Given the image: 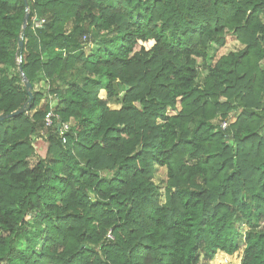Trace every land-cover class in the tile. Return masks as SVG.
<instances>
[{"label":"trees","instance_id":"trees-1","mask_svg":"<svg viewBox=\"0 0 264 264\" xmlns=\"http://www.w3.org/2000/svg\"><path fill=\"white\" fill-rule=\"evenodd\" d=\"M26 1L0 0V264H264V0Z\"/></svg>","mask_w":264,"mask_h":264},{"label":"rangeland","instance_id":"rangeland-1","mask_svg":"<svg viewBox=\"0 0 264 264\" xmlns=\"http://www.w3.org/2000/svg\"><path fill=\"white\" fill-rule=\"evenodd\" d=\"M147 47H151V44H148ZM93 50L94 48L96 49L97 46H92L91 47ZM242 48V45L235 39V38H231L228 42V44L226 45V47L224 48H220L218 49L217 47H213L210 50V56L213 57L214 55L217 54V57H220L224 54H228L229 52L232 51H237L239 49ZM91 49V50H92ZM91 51H89L90 53ZM211 59L208 61L207 64H210ZM200 68V67H199ZM201 76L204 78L206 76V70L204 68V66H201ZM36 89L37 90H45L46 88H50L48 87V84L45 82H38L36 84ZM50 96V95H49ZM48 96V100L46 99L45 103H50V105L52 104L53 107L56 106L57 102H56V98H53V100L51 99V97ZM100 96L102 98H106L107 93L106 91H102ZM120 107L118 106H113V109H119ZM38 143V141H37ZM36 148H37V152L40 155H44L46 152V148L47 145L40 142V144L38 143V145L36 144ZM31 164L34 166L36 165V163L38 162L37 158H31L30 159ZM166 174L167 171L166 169H158L157 173H156V177H155V183L159 186L161 192H162V201L165 202V187L163 185L165 179H166ZM23 244H25V242L23 241ZM242 253H243V249H240L237 253H235L234 255H227V254H223L222 252L218 253V255L216 256V258L214 259V261L212 262V264H240L241 263V258H242Z\"/></svg>","mask_w":264,"mask_h":264},{"label":"built area","instance_id":"built-area-1","mask_svg":"<svg viewBox=\"0 0 264 264\" xmlns=\"http://www.w3.org/2000/svg\"><path fill=\"white\" fill-rule=\"evenodd\" d=\"M32 19L35 22L37 27L42 26L45 23L44 20L39 22L36 17H33ZM50 97L52 100H53V98H55L54 95H50ZM44 124H45L46 128L54 129L55 132L57 133L59 140L64 145L67 144V135L71 133L72 124H71V122L62 121L61 117L59 115L55 114L52 104H51V110L45 115ZM226 126H227V123H224L223 127L225 128ZM42 135H43V133H42ZM35 141H38L39 143L42 142V143L46 144L45 142L41 141L40 138H36ZM36 144L38 145V143H35V145H34L35 147H36ZM109 238L113 239L111 233L109 234Z\"/></svg>","mask_w":264,"mask_h":264},{"label":"water","instance_id":"water-1","mask_svg":"<svg viewBox=\"0 0 264 264\" xmlns=\"http://www.w3.org/2000/svg\"><path fill=\"white\" fill-rule=\"evenodd\" d=\"M25 2H26V5H27V1L25 0ZM28 20H29V14H27L26 15V18H25V21H24V29L26 28V26H27V24H28ZM20 48H22L23 49V41H22V39H20ZM20 70L21 71H23V69H22V66L20 65ZM27 85V90H28V92H29V95H30V99H29V103H31V101H32V99H33V95H32V92H31V90H32V84L31 83H27L26 84ZM24 111L23 110H21V111H17V112H15V113H13V114H11V115H9V116H2V117H0V122L1 121H4L7 117L8 118H13V117H15V116H17V115H19V114H21V113H23Z\"/></svg>","mask_w":264,"mask_h":264},{"label":"crops","instance_id":"crops-1","mask_svg":"<svg viewBox=\"0 0 264 264\" xmlns=\"http://www.w3.org/2000/svg\"><path fill=\"white\" fill-rule=\"evenodd\" d=\"M223 254H225V253H223ZM229 256V255H228Z\"/></svg>","mask_w":264,"mask_h":264}]
</instances>
